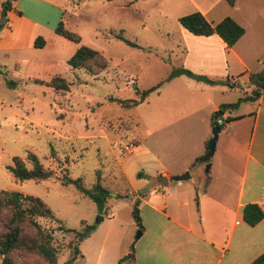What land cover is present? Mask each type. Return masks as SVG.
<instances>
[{
    "label": "rangeland",
    "instance_id": "374dc122",
    "mask_svg": "<svg viewBox=\"0 0 264 264\" xmlns=\"http://www.w3.org/2000/svg\"><path fill=\"white\" fill-rule=\"evenodd\" d=\"M6 1L0 0V11ZM61 3L62 27L76 34L81 45L98 51L106 68L92 76L64 64L68 71L59 72L69 84L65 94L28 81L27 71L13 65L17 55L36 61L47 57L49 50L0 56V191L36 197L49 208L52 219H37V223L53 230V244L59 251L56 264L66 262L72 255L67 244L75 243L73 234L64 233L62 227L78 232L93 228L78 243L81 256L71 264H118L127 237L132 234L137 238L140 232L136 228L131 233L134 206L130 185L156 180L154 176L147 178L160 165L168 170L185 166L184 173L200 187L225 178L231 184L238 183L239 164L228 152H235L233 145L245 140L249 124L232 138L228 131L232 126L226 132L221 128V115L246 112L249 105L240 99L250 91L246 90L244 74L237 73L234 65H229L226 78L214 80L213 88L189 85L183 78L166 80L182 66L181 48L176 47L178 35L169 14L151 4L133 11L119 8V2L103 0ZM241 6L235 15L247 28L244 62L252 74L264 69V63L257 62L264 56V0H241ZM3 18L0 13V24ZM66 45L59 56L71 54L73 45ZM5 81L15 83L14 87H7ZM155 86L156 90L136 106H118V100L137 101L143 91ZM235 103L234 108L218 111ZM216 104L217 110H213L211 106ZM215 115L223 130L217 134L212 156L204 160ZM129 145L135 150L128 154L123 147ZM27 153L36 156L44 169L54 168L50 179L20 183L12 179L6 167L13 157L25 160ZM227 167L232 172L225 170ZM64 177L80 179L83 189L91 188L98 177L100 187L107 192L102 207L72 184L61 185ZM130 256L131 251L124 260Z\"/></svg>",
    "mask_w": 264,
    "mask_h": 264
},
{
    "label": "crops",
    "instance_id": "0c3cea01",
    "mask_svg": "<svg viewBox=\"0 0 264 264\" xmlns=\"http://www.w3.org/2000/svg\"><path fill=\"white\" fill-rule=\"evenodd\" d=\"M61 1L66 3V0H14L10 3V10L5 13L4 22L0 24V56L7 58L10 52L49 50L47 57L36 61L18 55L13 59L14 66L27 71L28 81L47 82L53 76L62 78L60 72L69 69L65 62L76 50V44L54 33L64 16ZM232 1V5L225 0H114L106 3L119 2V8L133 11L151 4L155 9L169 14L173 30L178 35L176 47L181 48L182 66L179 69L214 81L226 78L229 65H234L237 73L244 74L246 90L250 91V72L244 62L248 32L241 17L235 15L243 8L241 0ZM194 12L201 14L211 24L229 17L244 32L229 48L216 35L192 36L178 25L177 19ZM37 37L43 41L41 48L33 47ZM66 43L73 45L71 54L59 56L58 52L67 46ZM257 62L262 65L264 56ZM176 78H183L189 85L216 86L184 75ZM242 104L249 105L246 112L236 116L230 113L221 115V128L226 132L232 126V130H228L232 138L238 137L243 126L249 124L245 140L233 145L236 153L233 149L226 151L239 164L238 183L231 184L225 178V181L209 182L200 187L189 176L183 181L174 182L171 177L184 173L186 167L168 170L160 165L149 173L147 179L154 176L156 180L147 181L142 186L130 185L133 194L130 203L137 201L141 229L139 237L133 238L132 234L127 237L117 259L130 251L131 256L118 264H249L264 252V92L254 101ZM211 107L217 110V104ZM225 170L232 172L229 167ZM246 204L257 205L263 213V218L254 226H248L242 220V209ZM130 226L133 233L137 227L133 221Z\"/></svg>",
    "mask_w": 264,
    "mask_h": 264
},
{
    "label": "trees",
    "instance_id": "16d2710c",
    "mask_svg": "<svg viewBox=\"0 0 264 264\" xmlns=\"http://www.w3.org/2000/svg\"><path fill=\"white\" fill-rule=\"evenodd\" d=\"M14 0L6 1L1 5V16L10 10V3ZM104 2H112L114 0H103ZM232 5V0H225ZM178 25L186 32L196 37H208L216 35L226 47H231L242 36L244 30L236 24L231 18L224 17L215 24L207 22L204 17L197 13H190L177 19ZM54 33L63 39L78 45L74 53L67 59V66L72 69L84 70L89 75H97L106 68V60L96 50L80 44L79 37L67 30H64L62 23H58ZM117 39L128 46H135L133 43L124 40L120 36ZM43 41L37 37L33 42L34 48H41ZM184 75L195 81H200L208 85H214L216 82L210 81L200 76H194L189 71L179 69L169 74L166 80ZM40 85L52 89L54 92H68V84L59 76L51 77L47 82L35 81ZM248 84L252 86L250 95L240 99L241 102H251L258 98L264 92V69L248 74ZM7 87L13 88L15 83L5 81ZM156 90V86L141 93L137 101L135 100H118V106L129 109L136 106L144 100L150 93ZM237 103L224 106L218 109L234 108ZM231 120V119H230ZM212 126V124H211ZM220 129V125L216 123ZM25 164H29V168ZM7 172L16 182L26 180L43 181L50 179L53 172L44 169L36 156L27 153L25 160L18 157L11 159V165L6 167ZM138 177V176H137ZM96 178L95 184L89 189L81 187L80 179L71 180L64 177L60 180L61 185L72 184L75 189L87 196L99 208L102 207L107 192L103 190ZM137 201L133 202V208L130 212L131 218L138 230L141 229L139 217L136 209ZM263 218V213L255 204H246L242 209V220L248 226H254ZM37 219H52L49 208L38 198L28 195H22L14 191H0V264H56V256L58 247L53 244V230L43 228L37 223ZM92 227L84 228L83 232L61 228L64 233L73 234L75 238L74 244H67L72 250V255L64 264H71L77 257H80L77 245L84 240L92 232ZM19 260V262L17 260ZM124 257L119 259L118 263L123 261ZM249 264H264V252L253 259Z\"/></svg>",
    "mask_w": 264,
    "mask_h": 264
},
{
    "label": "water",
    "instance_id": "95a60500",
    "mask_svg": "<svg viewBox=\"0 0 264 264\" xmlns=\"http://www.w3.org/2000/svg\"><path fill=\"white\" fill-rule=\"evenodd\" d=\"M2 22H4V18L2 19ZM217 114L219 116L221 115L220 112H217ZM216 123H217V115H215L213 117V120H212L210 138H209V140L206 143V147H205L206 155L204 156V160H208L212 156V153L214 151V146H215V142H216V139H217V134L219 132V128H218V126H216ZM187 178H188V174L187 173H182L180 175H175V176L171 177V180L174 181V182H180V181H183V180H185ZM100 219L101 218H98V221H100ZM139 235H140V232L137 233V237H139Z\"/></svg>",
    "mask_w": 264,
    "mask_h": 264
},
{
    "label": "built area",
    "instance_id": "2783aa9c",
    "mask_svg": "<svg viewBox=\"0 0 264 264\" xmlns=\"http://www.w3.org/2000/svg\"><path fill=\"white\" fill-rule=\"evenodd\" d=\"M134 150V147L132 145H129L128 147H123V151L126 153H131Z\"/></svg>",
    "mask_w": 264,
    "mask_h": 264
}]
</instances>
